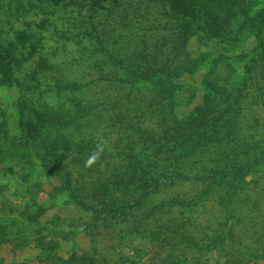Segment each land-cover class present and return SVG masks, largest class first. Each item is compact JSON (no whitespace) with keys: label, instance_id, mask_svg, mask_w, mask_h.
<instances>
[{"label":"trees","instance_id":"16d2710c","mask_svg":"<svg viewBox=\"0 0 264 264\" xmlns=\"http://www.w3.org/2000/svg\"><path fill=\"white\" fill-rule=\"evenodd\" d=\"M127 1L136 15L142 8L144 12L164 3V0H40L37 7L31 0H14L16 8L13 6L11 11L10 5H6L0 11V88H15L19 92L17 126L32 134L31 139L29 135L10 136L4 123L0 126V144L9 153L16 150L17 157L24 162L29 161L31 150L45 173L58 179L67 201L90 213L92 223L101 216L115 214L122 218L120 224L127 225V231L134 232L144 217L160 221L162 231L168 230L176 236L174 240L192 248H169L164 257L168 264H207L205 259L210 253L222 255L223 264L264 259V211L257 209L259 193L252 192L254 197H249L250 194L247 197L251 190L246 187L248 176L257 171L255 168L263 169L258 178L264 175V151L254 152L253 156L247 151L222 154L212 161H196V150L212 143L211 138L223 139L210 133L199 139L192 130L194 125L200 127L203 119L188 116L179 122L176 118L170 92L175 89L176 73L167 75L168 59L159 55L157 42L149 43V47L143 42L137 50L138 59L131 61L118 47L111 50L110 45L95 38L91 46L98 54H90L94 61L87 68L83 61L89 48L81 42L82 35H70L66 20L61 21L62 26L51 20L55 6L69 7L67 19L82 28L87 20L100 18L106 4L127 7L124 5ZM45 2L52 12L43 5ZM40 9L50 15L38 19ZM199 10L195 28L187 22L184 26L189 37L196 34V28L209 33L222 30L220 27L227 22L224 15L211 19L210 12ZM177 12L189 14L185 9L178 8ZM26 13L37 19H28ZM245 27L251 30L256 48L264 54V11L251 17ZM72 44L78 46L77 52L71 50ZM221 59L224 55L215 62ZM89 69L94 76L84 82V71ZM230 86L232 91H238V85ZM142 90L149 92L147 103L139 95ZM215 91L218 90H207ZM230 95L232 105H239L238 95ZM4 114L0 112V116ZM86 118L94 120L84 131ZM101 127L110 150L100 162L86 169L85 157L94 146L95 131ZM182 185L200 189L193 198L180 191L163 195L170 187L182 190ZM215 191L218 196L211 198ZM206 204L219 213V221L211 234L205 232L206 236L195 238L194 243L188 233L192 231L191 217L185 211L202 209ZM197 225L212 229L206 222L199 221ZM204 238L211 241H203ZM53 250L50 247L44 251ZM66 264H99V261L90 258L80 262L70 257Z\"/></svg>","mask_w":264,"mask_h":264},{"label":"rangeland","instance_id":"374dc122","mask_svg":"<svg viewBox=\"0 0 264 264\" xmlns=\"http://www.w3.org/2000/svg\"><path fill=\"white\" fill-rule=\"evenodd\" d=\"M13 1L0 0V11L5 10L6 5H10L11 11L13 6L16 8L18 4ZM31 1L39 6L40 0ZM44 4L52 12L49 4ZM106 5L100 18L87 20L82 28L67 19L69 7L55 6L56 10L53 9L55 15L51 20L54 24L62 26L61 21L66 20L70 35H82L81 42L89 48L83 61L86 67L94 61L90 54L95 38L110 45L111 50L118 47L131 61L138 59L137 50L143 42L148 47L149 43L157 42L159 55L168 59L167 75L176 73L175 89L170 91L176 118L179 122L188 116L203 119L202 125H194L192 132L195 131L199 139L209 133L223 139L211 138L212 143L196 150V161H212L222 154L247 151L253 156L254 152L264 151V54L256 48L257 41L251 30L245 27L251 17L264 11V0H164L159 7L153 5L152 10L142 12V8L138 15L128 1L124 4L127 7ZM178 8L189 14L178 13ZM200 8L210 12L211 19L224 15L227 22L220 27L222 30L218 28L216 33H209L196 28V34L189 37L184 26L187 22L195 28ZM40 11L38 19L50 15L43 9ZM122 11L127 14L123 15ZM26 14L28 19L36 18L31 13ZM70 48L73 52L78 50L76 45ZM146 54L150 53L143 55ZM221 55L224 59L215 62ZM95 61L98 62V58ZM90 73V69L84 71V82L92 80L94 75ZM232 83L234 87L238 85V91H232ZM212 88L218 91L207 92ZM139 92L145 100L143 103H147L148 90ZM231 93L238 95L239 105H232ZM19 95L15 88H0V112H5L0 116V126L5 123L10 136L29 135L31 139L32 134L17 126ZM93 120H84V131ZM30 151L29 161L24 162L17 157L16 150L9 153L0 144V264H66L70 257L80 262L96 258L99 264H168L164 257L169 248L192 249L179 239L174 240L173 233L162 231L161 222L151 217H144L134 232L127 231V225L120 224L122 218L115 214L101 216L99 221L92 223L91 214L76 209L67 201L58 179L48 176ZM255 169L256 173L247 178L246 187L251 190L247 197L249 194L254 197L252 192L259 193L257 209L264 211V175L258 178L263 169ZM182 186V190L170 187L163 195L180 191L193 198L195 191L200 189L199 186ZM212 195L211 198L216 197V191ZM218 214L208 204L202 209L185 211V215L191 217L192 231L188 233L193 236L192 242L206 236L205 232L211 234L219 221ZM199 221L211 225L212 229L209 226L206 229L204 224L199 227ZM206 240L209 239H203ZM50 247L53 252L44 251ZM193 250L196 251L195 247ZM205 260L207 264H223V256L214 253L208 254ZM245 264H264V259Z\"/></svg>","mask_w":264,"mask_h":264},{"label":"clouds","instance_id":"9594fccd","mask_svg":"<svg viewBox=\"0 0 264 264\" xmlns=\"http://www.w3.org/2000/svg\"><path fill=\"white\" fill-rule=\"evenodd\" d=\"M94 146L92 150L87 154L84 160V167L86 169L92 168L101 158L104 156L106 151L110 150L109 140L105 135L104 129L98 128L94 133Z\"/></svg>","mask_w":264,"mask_h":264}]
</instances>
